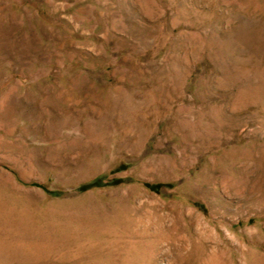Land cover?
<instances>
[{
  "label": "rangeland",
  "instance_id": "374dc122",
  "mask_svg": "<svg viewBox=\"0 0 264 264\" xmlns=\"http://www.w3.org/2000/svg\"><path fill=\"white\" fill-rule=\"evenodd\" d=\"M0 264H264V0H0Z\"/></svg>",
  "mask_w": 264,
  "mask_h": 264
}]
</instances>
